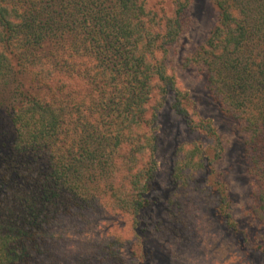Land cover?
<instances>
[{"label":"trees","instance_id":"obj_1","mask_svg":"<svg viewBox=\"0 0 264 264\" xmlns=\"http://www.w3.org/2000/svg\"><path fill=\"white\" fill-rule=\"evenodd\" d=\"M172 2L166 17L148 0H0V80L21 74L29 84L5 111L0 101V264H67L56 253L57 237L100 207L107 192L142 236L147 227L138 216L153 187L157 113L164 105L180 117L186 112L166 58L189 29L190 0ZM212 5L216 22L197 63L222 114L248 117L242 159L250 214L264 223V0ZM193 124L212 135L213 148L179 147L171 183L178 189L193 175L212 178L216 215L237 230L232 199L214 169L219 138L209 123ZM175 207L166 201L153 222L157 241L187 233ZM116 243L100 248L97 264H144L124 259Z\"/></svg>","mask_w":264,"mask_h":264},{"label":"rangeland","instance_id":"obj_2","mask_svg":"<svg viewBox=\"0 0 264 264\" xmlns=\"http://www.w3.org/2000/svg\"><path fill=\"white\" fill-rule=\"evenodd\" d=\"M148 5L160 15H172V0H148ZM187 15L189 29L170 47L166 58L167 73L175 78L177 88L185 97L186 112L180 117L164 105L157 113L153 187L148 195V207L138 216L147 228L138 236L132 229V218L116 207L113 209L107 192L100 207L74 218L65 225L63 235L57 237L56 253L67 264H81L86 259L91 261L88 264H97L98 251L112 241H117L124 259L144 264H264V223L250 214L252 187L246 181L242 159L249 133L248 117L244 114L246 118L241 115L242 119L235 120L222 114L214 103L212 85L207 82L202 65L197 63L196 52L212 30L217 13L212 0H190ZM189 59H194L193 64ZM23 85L29 84L21 74H10L0 80V101L4 107L1 111L17 102L19 96L15 98L13 93ZM195 122L209 123L221 143L222 155L214 169L232 199L231 211L237 230L216 215L218 195L212 178L193 175L187 184H179L178 189L171 183L169 173L179 147L197 146L208 151L213 148L212 135L191 126ZM7 139L5 143H9ZM4 149L5 146L1 147L0 152ZM123 183V175L117 173L115 185ZM168 200L176 206L174 211L181 215L187 233L180 239L161 242L157 241L152 225L163 215Z\"/></svg>","mask_w":264,"mask_h":264}]
</instances>
